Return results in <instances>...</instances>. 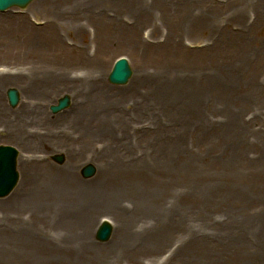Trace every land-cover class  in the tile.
Wrapping results in <instances>:
<instances>
[{
  "label": "rangeland",
  "instance_id": "rangeland-1",
  "mask_svg": "<svg viewBox=\"0 0 264 264\" xmlns=\"http://www.w3.org/2000/svg\"><path fill=\"white\" fill-rule=\"evenodd\" d=\"M88 1L59 7L58 1L34 0L25 9L0 12V144L20 152V181L0 198V235L6 233L3 215L14 209L10 201L22 181L20 158L31 155L9 135L16 129L8 126L25 111L7 98V90L18 87L23 101L46 99L37 110L42 136L35 158L49 169L71 170L82 185L138 170L155 187L160 199L148 230L161 231L159 242L143 241L145 247L128 253L117 249L111 264H264V0H185L187 16L179 18L162 14L154 0ZM68 11L79 14L73 30L57 23L52 32L59 43L44 40L51 20L57 14L68 18ZM69 45L84 46L87 56L97 57L93 66L113 93L99 95L101 104L88 116L93 129L103 116L116 117V130L107 127L104 133L121 144L124 161L103 151L110 137L102 132L93 135L96 147L81 144L83 93L74 85L60 81L46 96L30 88L38 60L56 59L58 48ZM120 56L129 59L134 75L115 85L109 74ZM62 57L51 68L78 77L87 73L89 64L70 65ZM65 94L71 106L53 112ZM56 154L65 155L64 164L54 160ZM89 163L98 171L85 178L81 171ZM81 212L91 245H112L96 239L104 216L115 221L110 213L85 214L73 201L54 220L67 230ZM84 255L66 248L58 264H97Z\"/></svg>",
  "mask_w": 264,
  "mask_h": 264
},
{
  "label": "bare ground",
  "instance_id": "bare-ground-1",
  "mask_svg": "<svg viewBox=\"0 0 264 264\" xmlns=\"http://www.w3.org/2000/svg\"><path fill=\"white\" fill-rule=\"evenodd\" d=\"M57 1L60 5L55 3ZM73 1L45 0V2L57 4L59 7L64 6L63 2L66 5L72 4ZM94 1L98 2L99 0H89L87 4ZM154 1L160 4L159 10L162 14L169 18L187 16L184 8L185 0ZM86 7L87 13L92 11V6ZM90 14L93 15V13ZM99 14L101 15L100 12ZM147 15L152 16V11L150 10ZM78 16V13L70 11H68V18H64L62 14H57L55 19L51 20L53 27L49 28L48 31L45 30L44 40L50 42L53 41V38H56V42H54L59 43L60 37H55L53 33L57 25L65 23L70 29L75 24L74 20ZM105 28L107 29V27ZM33 30L38 31L36 28ZM130 30L132 31L133 27ZM134 32H136L135 28ZM56 53L59 54L56 59L49 57L50 59L46 60L48 62L38 60L37 65L33 67V71L30 72L32 92L39 93L40 96H46L49 90L52 93L54 89L60 87L58 85L60 81H67L74 85L76 90H79L78 93H83V96L81 94L82 97L79 96L83 101L81 108L83 113L81 112L80 119H82L86 130L79 134V138L82 140L81 144L90 148L96 147L92 144L93 135L95 132H102L103 136L110 137L109 142L104 143L103 151L107 152L109 157H115V161H124L125 153L122 152L121 144L117 140L113 142L111 135L104 133L107 127L116 130V117L103 116L97 123L98 128L93 129L96 126L93 124L92 118L88 116L93 112V105L100 103L99 95L102 99L104 96L113 93L112 90L105 89L99 69L93 66L97 57L87 56L86 47L76 45L58 48ZM64 55H66V58L62 57ZM60 56L70 65L89 64L86 70L87 73L78 77L73 76L71 71L66 68L60 70L51 68L50 64L56 63ZM52 83L56 84L49 87ZM23 99L21 93L20 104L25 107V111L16 117L15 126H11V129L8 126V128L12 131V128L15 127V132H11L9 135L16 140L21 151L28 152L31 155L20 158L22 181L10 201L14 209L3 215L2 220L6 223L5 227L8 228H6V233L0 235V264H58L61 253L66 248L75 252V254L83 251L84 256L92 258L97 264H111L114 262L111 259L115 257L114 253L117 249L127 253L131 250H139L138 248L142 245V247H145L143 241L156 246L161 231L155 232L148 229L154 224L153 219L157 212L155 203L160 197H157L155 187L149 183V180L134 169L136 171L128 175H124L126 173L122 172H118V176H109L108 178L104 175V178H99L96 182L82 185L76 176H73L71 170L49 169L41 158H35L36 150L41 145L40 137L42 136L40 135V128L36 127L38 124L37 118L40 116L38 111L41 108L40 105L46 99L40 98V101H34V99H29L27 96L26 100L23 101ZM31 110L36 111L35 115H30ZM61 132L66 135L74 134L68 129H61ZM117 139H119V136ZM73 201L80 204L85 214L103 212L110 213L115 218V221H113L109 217H103V219H108L113 224V231L109 240L112 245H91L87 239L89 229L87 219L85 217L83 219V212L76 213L74 218L69 220L68 224L72 227L69 226L67 230L63 221L58 222L62 217L60 210L66 208ZM54 215L55 217L59 216L58 221L54 220ZM162 232L167 233L165 237L168 235V231L162 230ZM80 242L83 243L84 249L78 247Z\"/></svg>",
  "mask_w": 264,
  "mask_h": 264
},
{
  "label": "water",
  "instance_id": "water-1",
  "mask_svg": "<svg viewBox=\"0 0 264 264\" xmlns=\"http://www.w3.org/2000/svg\"><path fill=\"white\" fill-rule=\"evenodd\" d=\"M33 0H0V9L5 10L12 6L26 7ZM132 69L126 59H120L115 64L110 74V81L114 84H126L132 76ZM9 102L16 107L20 102V92L17 88H9L7 92ZM71 99L68 95L62 97L57 105H52L53 112H59L70 106ZM19 152L12 146L0 145V197L9 195L19 180V172L17 170V158ZM54 159L59 163L65 162L64 155H55ZM96 167L93 164L86 165L82 174L89 178L96 174ZM113 231L112 225L104 222L98 230L97 238L101 241H107L111 237Z\"/></svg>",
  "mask_w": 264,
  "mask_h": 264
}]
</instances>
